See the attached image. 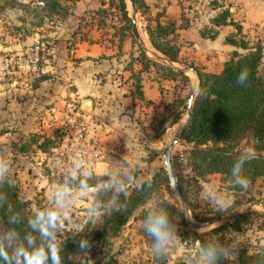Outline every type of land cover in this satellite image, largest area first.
Instances as JSON below:
<instances>
[{"label":"rangeland","instance_id":"374dc122","mask_svg":"<svg viewBox=\"0 0 264 264\" xmlns=\"http://www.w3.org/2000/svg\"><path fill=\"white\" fill-rule=\"evenodd\" d=\"M143 1L147 5L144 15L130 0H123L130 25L127 30L128 23L122 21L116 1L61 0L66 14L49 17L37 0H0V156L8 161L9 178L27 201L30 214L49 203L51 183L68 180L76 191L78 181L70 180L69 170L82 156L92 167L97 162L91 185L98 184L105 170H115L123 159L131 160L133 181L127 195L160 169L164 171L162 150L187 121V99L197 80L192 72L178 73L157 58L165 56L151 46L145 31L154 20L174 23V32L167 39L178 48L173 61L177 67L218 71L233 49L244 52L225 42V38H233L246 41L248 46L261 44L264 70V22L241 23L242 14L238 7L234 9L233 0ZM133 9L142 45L131 33ZM224 9L229 11L226 19L230 22L213 25L211 18ZM90 47L93 56L86 55ZM110 79L122 89L107 92ZM148 87L156 89L154 100ZM121 91L127 100H121ZM86 98L93 101L90 110L80 108V100ZM108 123L112 129L103 133L99 127L95 133V127ZM54 129H58L56 137ZM42 136L50 140L40 150L32 140L41 141ZM189 147L180 134L170 153L175 171L182 170L180 185L192 211L188 210L189 220L199 223L242 214L231 222L209 224L202 233L200 227L188 228L184 219L174 217L179 239L166 261L158 262L143 230L142 216L148 205L166 201L180 210V204L168 182L156 181L147 199L114 236L90 241L95 264H194L200 246L195 234L214 244H235L237 251L231 260L239 253L264 254V177L256 178L247 188H231L218 173L196 177L182 167ZM239 148L252 150L251 140H243ZM211 187L223 193L225 210L218 211L205 199L204 191ZM95 193L75 201L61 233L65 239L73 236L75 223L84 217Z\"/></svg>","mask_w":264,"mask_h":264},{"label":"trees","instance_id":"16d2710c","mask_svg":"<svg viewBox=\"0 0 264 264\" xmlns=\"http://www.w3.org/2000/svg\"><path fill=\"white\" fill-rule=\"evenodd\" d=\"M37 1L42 4V8L49 17L66 14V7L61 3V0ZM98 1L101 4L105 2V0ZM108 1H116L120 17L124 23H128L126 29L129 30V19L123 0ZM130 1L142 15L146 14L147 5L143 0ZM228 17L229 11L224 9L212 17L211 21L215 26L224 25L230 22L226 19ZM154 23L152 26L148 24L145 27L149 43L170 61H176L178 48L167 39V36L174 32V23L161 24L157 20H154ZM235 28L236 32H239L240 27L236 25ZM225 42L237 46L244 52L239 53L236 49H233L227 59L222 62L221 68L216 72H207L194 67L198 79V92L191 103L189 116L181 132V140L190 145L184 153L185 164L182 167L187 168L194 176L200 178H204L208 174L218 173L224 181L232 184L231 188H239L231 182V168L235 159L242 152L239 146L243 140H251V149L254 152V158L248 160L244 165L243 175L249 183L254 182L258 177H264V70L261 62L262 47L260 43L248 46L246 41L242 39L236 42L233 38H225ZM143 58L144 61H147L146 57ZM242 69H247L249 77L245 85L238 86L236 77ZM177 72L179 73V71ZM176 118L177 115L171 119L170 123L173 124ZM52 132L53 136L58 135V129H54ZM49 140L48 136H42L41 141L33 139L32 142H36L35 146L43 150L44 145H48ZM20 148L24 150L25 145ZM171 167L178 192L185 201L187 210L192 213L186 193L180 185L181 176L179 173L182 170L177 168L175 171L174 162H172ZM9 179L13 187L9 188L5 184L0 187V191L7 196L8 202L16 211L30 215L27 201L19 196L18 188L13 179ZM160 180L165 183L168 182L162 169L154 173L149 181L140 183L138 188L127 195L126 198L124 196L120 197V203L123 206L122 212L106 213L97 224L80 235L87 236L89 241L104 240L114 236L120 226L126 222L131 212L147 199L156 181L160 182ZM96 198L100 200L107 199L102 192L95 193L93 201ZM158 206L164 207L171 219L174 217L184 219L181 211L175 205L165 201L159 203ZM142 217H145V212ZM192 217L195 219L193 214ZM0 222H3L5 227L12 226L8 224L4 209H0ZM194 239L198 241L199 245L205 242L214 244L212 241L204 240L200 234H195ZM62 243H64L62 250L64 264H78L77 258L81 257L77 254L78 246L73 236L64 239ZM70 256L72 259H69ZM234 263L264 264V254L246 255L245 253H239L233 260L220 261V264Z\"/></svg>","mask_w":264,"mask_h":264},{"label":"clouds","instance_id":"9594fccd","mask_svg":"<svg viewBox=\"0 0 264 264\" xmlns=\"http://www.w3.org/2000/svg\"><path fill=\"white\" fill-rule=\"evenodd\" d=\"M249 73L242 69L237 77L238 86L245 85ZM129 140L126 142V147ZM254 158V152L245 149L235 159L231 168V182L235 186L247 188L248 180L243 175L245 163ZM140 162H136V167ZM123 169V171H122ZM10 166L8 161L0 156V187L7 184L13 187L9 179ZM94 176L92 165L83 159H77L69 170L71 181H78L76 191L68 180L49 185V203L37 208L32 214L25 215L16 211L8 202L7 196L0 191V209H4L8 224L5 227L0 222V264H64L62 258L65 239L61 233L65 222L69 220L71 210L78 198L86 197L93 191L102 192L107 199L96 198L86 209L84 217L75 223L72 232L78 246L80 264H95L90 256L91 243L87 236H81L88 224H97L106 213L123 211L120 197H127L128 187L133 181V162L123 159L115 170H105L97 185L89 184ZM205 199L218 211L225 210L227 201L217 188H206ZM26 221V223H25ZM209 225L201 226L200 233L207 231ZM143 230L151 240V250L158 262L166 261L170 249L179 239L177 226L170 218L168 211L161 206L152 204L146 207L143 220ZM78 238V239H77ZM237 251L236 245H220L203 243L193 257L194 264H220L221 260L229 259ZM69 259H72L70 256Z\"/></svg>","mask_w":264,"mask_h":264},{"label":"water","instance_id":"95a60500","mask_svg":"<svg viewBox=\"0 0 264 264\" xmlns=\"http://www.w3.org/2000/svg\"><path fill=\"white\" fill-rule=\"evenodd\" d=\"M130 4H131V6H134L131 1H130ZM134 13H135V10L133 9L132 10V14H131V19H130V21H131V33L140 42V45H142V41L140 40L138 31L136 29V22H135V18H134ZM156 56H157V58H159L162 61H164L169 67L173 68L174 70H177L179 72H192L195 75L196 80H197V84H196L195 90L192 91L189 94L188 99H187L186 114H187V117H188L189 113H190L191 103H192L195 95L198 92V79H197L196 71H194L193 69L188 68V67H177V66L173 65V62L170 61L168 58L160 57L158 55H156ZM90 106H91V100L90 99H88V98L81 99V101H80V108L81 109H89ZM185 123H184V125H185ZM183 126L177 129L176 134L174 135L173 139L162 150V162H163V169L165 171V174H166V177H167V180H168V185H169V187H170V189L172 191V195L178 200V202L180 204V211H181V213L183 215L186 227H188V228H198V227H201V226H204V225H209V224L216 223V222L226 223V222L233 221L234 219L239 217L242 213H240V214L237 213V214L231 215L229 217H223V218H218L216 220L199 222V223H193V222H191L189 220L187 206H186L185 201L181 197V195L178 192V189L176 187L175 178H174V174L172 172L171 161H170L171 149L174 146V144L176 143L177 139L179 138V136H180V134L182 132Z\"/></svg>","mask_w":264,"mask_h":264},{"label":"crops","instance_id":"0c3cea01","mask_svg":"<svg viewBox=\"0 0 264 264\" xmlns=\"http://www.w3.org/2000/svg\"><path fill=\"white\" fill-rule=\"evenodd\" d=\"M234 2V9L236 7L239 8V11L241 12V18H242V22L241 23H261L264 22V0H233ZM105 55L109 54L108 52L106 53L105 51L103 52ZM87 56H93V47H90V50L88 52H86ZM119 71H116V73ZM108 84L110 85L107 89V92L110 90L112 91V94L114 92H117V90H121L122 86L116 82L115 79H110V82H108ZM152 91V98L154 100V98H156V89L148 87ZM109 91V92H110ZM154 91V92H153ZM108 94V93H107ZM111 96V95H110ZM121 100H127L128 96L125 95L124 91H121ZM112 102H114V97H111ZM91 100V106L89 108V110L91 109L92 105H93V101ZM81 101V100H80ZM113 125L111 123L108 124H100L97 127H95V133H97V128L99 129V127L102 128L103 133L104 132H108L109 129H112ZM97 130V131H96ZM95 166L97 164V162L93 163ZM93 165L92 169H95V166Z\"/></svg>","mask_w":264,"mask_h":264},{"label":"bare ground","instance_id":"6f19581e","mask_svg":"<svg viewBox=\"0 0 264 264\" xmlns=\"http://www.w3.org/2000/svg\"><path fill=\"white\" fill-rule=\"evenodd\" d=\"M141 38H142V40L145 42V44H146L147 46H149L148 41H147V39L145 38V36H144L143 33H141Z\"/></svg>","mask_w":264,"mask_h":264},{"label":"built area","instance_id":"2783aa9c","mask_svg":"<svg viewBox=\"0 0 264 264\" xmlns=\"http://www.w3.org/2000/svg\"><path fill=\"white\" fill-rule=\"evenodd\" d=\"M93 157H95V155H92ZM81 159H83L84 161H85V159H84V157L82 156V158ZM86 162V161H85ZM87 163V162H86Z\"/></svg>","mask_w":264,"mask_h":264}]
</instances>
